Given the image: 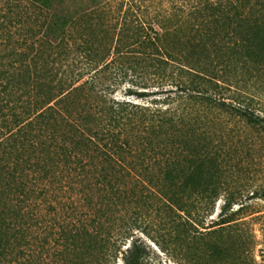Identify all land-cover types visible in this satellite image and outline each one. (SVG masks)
Wrapping results in <instances>:
<instances>
[{"label":"trees","instance_id":"1","mask_svg":"<svg viewBox=\"0 0 264 264\" xmlns=\"http://www.w3.org/2000/svg\"><path fill=\"white\" fill-rule=\"evenodd\" d=\"M107 1L0 0V264H60L62 255L61 264H80L66 252L93 251L94 242L76 243L86 227L74 234L55 218L68 202L93 204L88 192L69 194L78 192L75 182L95 171L107 186L105 161L116 160L119 180L136 169L128 157L170 156L168 144H186L180 133L201 119L195 105L214 101L209 82L234 77L226 67L236 70L264 47V12L252 0H190L194 21L183 56L132 9L115 28L100 8ZM122 84L124 96H115ZM28 86L30 104L19 106ZM84 153L91 161L81 162ZM151 182L137 178L134 187L156 196ZM164 193L162 201L176 202L175 193ZM104 223L101 217L99 231Z\"/></svg>","mask_w":264,"mask_h":264},{"label":"rangeland","instance_id":"2","mask_svg":"<svg viewBox=\"0 0 264 264\" xmlns=\"http://www.w3.org/2000/svg\"><path fill=\"white\" fill-rule=\"evenodd\" d=\"M189 2L108 0L100 8L115 28L132 9L157 32L166 49L183 56L194 21ZM252 2L264 12V0ZM252 56L248 63L235 65L236 70L226 67V72H237L234 77L226 73L222 80L209 82L217 101L205 107L195 105L201 119L180 133L186 144L180 139L171 147L168 144L170 156L128 157V167L136 169L125 178L118 173L119 180L112 171L116 160L105 161L111 171L107 186L98 181L102 175L93 177L95 171L86 172L92 179L75 182L78 192L69 194L81 197L88 192L93 204L81 208L68 202L61 211L65 216L55 218L57 222L65 219L74 234L81 226L94 231L88 234L85 228L76 234V243L83 245L84 239L94 243L92 252L83 246L66 252L72 263L264 264V47ZM30 89L18 94L22 96L19 106L30 104ZM125 89L122 84L115 96H124ZM92 154L97 153L92 150ZM84 160L91 161V156L82 154ZM143 177L156 185V196L134 187L137 178ZM159 190L162 195L175 193L176 202L162 201ZM2 209L0 195V223ZM101 217L105 223L99 231ZM126 229L131 232L122 237L120 232ZM101 237L114 248L112 254L103 247ZM89 255L96 259L93 263Z\"/></svg>","mask_w":264,"mask_h":264}]
</instances>
